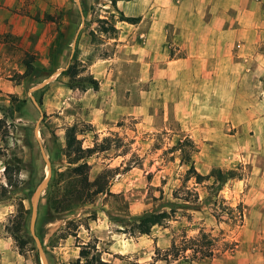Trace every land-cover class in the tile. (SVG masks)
Returning a JSON list of instances; mask_svg holds the SVG:
<instances>
[{
  "label": "rangeland",
  "instance_id": "374dc122",
  "mask_svg": "<svg viewBox=\"0 0 264 264\" xmlns=\"http://www.w3.org/2000/svg\"><path fill=\"white\" fill-rule=\"evenodd\" d=\"M29 4L36 33L4 35L25 42L24 56L3 63L20 92L0 93L9 131L0 134V223L24 263L41 264L32 196L51 167L35 224L48 264H72L88 243L105 264H264V0H18L12 10ZM190 36L211 78L201 59L178 61ZM26 61L37 73L18 78ZM75 61L97 90L68 86ZM73 125L83 147L97 148L84 183L94 198L54 212ZM6 162L19 165V187L8 185ZM215 170L234 176L220 181ZM21 203L23 252L11 231ZM151 215L159 221L143 233Z\"/></svg>",
  "mask_w": 264,
  "mask_h": 264
},
{
  "label": "trees",
  "instance_id": "16d2710c",
  "mask_svg": "<svg viewBox=\"0 0 264 264\" xmlns=\"http://www.w3.org/2000/svg\"><path fill=\"white\" fill-rule=\"evenodd\" d=\"M141 20L140 17L133 16H121L120 21H125L128 23L136 24ZM111 30L112 33L117 31L115 25H110L106 31ZM96 38H94V41ZM80 63L75 61L67 67L63 72L69 78L68 86L71 89H81L86 90L87 88H92L97 90L99 87L98 81L92 75H83L85 70L80 69ZM26 70L23 74H18V78L24 79L28 78L37 73L36 68L33 67L30 61L25 63ZM81 83V85H79ZM12 103L20 102L19 99L11 95ZM21 104V103H19ZM23 105V104H22ZM21 106V105H20ZM18 105V107L20 108ZM6 120L0 118V134L9 135L8 127L6 125ZM104 150V149H102ZM62 151L68 158L70 167L65 171L59 173V178L56 179L55 190L52 191L49 204L50 208L54 212H63L69 209L74 208L84 202L91 201L94 198V193H91L88 188L85 186V181L89 172V166L87 159L90 158L93 154L97 152V148L94 147H83L82 142L77 136L76 126H70L67 128L65 133V141L62 146ZM0 155L2 151L0 150ZM189 154L186 151H183V158L189 161ZM16 162L19 163L18 160ZM20 171L19 165H15L11 162L5 163L4 175L8 181V185L12 187H19L20 180L15 176L16 173ZM219 176L220 181H225L229 177H233L230 173L227 176H223V173L220 170L213 171ZM197 174V173H196ZM197 177L200 178V175L197 174ZM60 182H63L61 184ZM28 210L25 209L24 205L21 203L18 209V213L14 217L13 227L11 229L12 236L14 237L20 252H23L29 240L24 237L23 230L27 220ZM158 215H151L146 217L140 227L142 232H148V227L158 223ZM80 253L79 257L72 264H105L102 261L100 252L97 250L95 245L85 244L79 245Z\"/></svg>",
  "mask_w": 264,
  "mask_h": 264
},
{
  "label": "crops",
  "instance_id": "0c3cea01",
  "mask_svg": "<svg viewBox=\"0 0 264 264\" xmlns=\"http://www.w3.org/2000/svg\"><path fill=\"white\" fill-rule=\"evenodd\" d=\"M18 0H0V93L2 94H16L20 92V85L17 84L16 80H12L10 75L6 73V67L3 63L8 64L9 68L13 66L15 59H19L20 56H24L25 47L24 41L22 39L21 43L16 45L11 37L6 40L5 34H15L20 35L22 38L26 36L27 38L32 34L36 33L35 20L31 17L32 15V5L26 6L28 9L26 13L22 15L13 12L14 4ZM25 0H20L21 5H24ZM26 10V9H25ZM189 41L185 42L184 45H180L179 51L185 50L188 47V57H179L178 61L189 60L192 64H196L198 58L201 59L203 65V78H211L212 71L207 69V60L209 56L202 50H198V42L193 40V37H188ZM201 42V41H199ZM204 44H206L204 42ZM20 52V56H19ZM173 62H177L174 60ZM25 65V64H24ZM22 65L18 69L19 74H23L26 67ZM16 68H18L16 66ZM25 68V69H24ZM0 161V177L3 175V167ZM0 212V218L3 216ZM4 226L0 223V264H25L24 259L21 254L16 251L12 237L7 231H4Z\"/></svg>",
  "mask_w": 264,
  "mask_h": 264
},
{
  "label": "water",
  "instance_id": "95a60500",
  "mask_svg": "<svg viewBox=\"0 0 264 264\" xmlns=\"http://www.w3.org/2000/svg\"><path fill=\"white\" fill-rule=\"evenodd\" d=\"M76 39H77V36L75 37L73 49L75 47ZM49 80H50V78L47 79L46 81H44L39 87H43L45 85V83L47 81H49ZM38 126H39V124H37V129H36L37 132H38ZM42 150H43V148H42ZM44 157L46 159V162L49 163V161H48L45 153H44ZM51 177H52V169L50 167L49 170H48V174L46 175V177L44 178V180L41 182V184L38 186V188L35 190V192H34V194L32 196V208H31L30 229H31L32 236H33V238L35 240V243H36V245L38 247V250L40 252L41 264H48V260H47V257H46V253L44 252L42 242L40 241V239L36 235V232H35V224H36V220H37V213H38V207H39L40 199H41L44 191L47 189V187L49 185V182L51 180Z\"/></svg>",
  "mask_w": 264,
  "mask_h": 264
}]
</instances>
